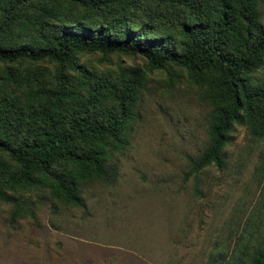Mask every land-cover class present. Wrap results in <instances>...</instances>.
<instances>
[{"label": "trees", "instance_id": "obj_1", "mask_svg": "<svg viewBox=\"0 0 264 264\" xmlns=\"http://www.w3.org/2000/svg\"><path fill=\"white\" fill-rule=\"evenodd\" d=\"M262 0H0V200L34 216L33 191L52 207L84 205L93 182L117 174L116 153L139 118L148 76L136 66L93 71L79 55H140L148 69L177 68L210 108L208 145L193 160L226 165L236 125L264 137ZM151 5V6H150ZM49 59L54 82L20 63ZM175 68V69H174ZM264 264V238L249 252Z\"/></svg>", "mask_w": 264, "mask_h": 264}, {"label": "rangeland", "instance_id": "obj_2", "mask_svg": "<svg viewBox=\"0 0 264 264\" xmlns=\"http://www.w3.org/2000/svg\"><path fill=\"white\" fill-rule=\"evenodd\" d=\"M78 59L100 73L120 65L147 73L139 118L113 160L118 175L88 185L83 206L54 209L41 191L28 193L33 217L14 218L0 200V264H249L264 238V137L236 125L226 165L204 167L196 180L191 168L208 145L211 108L184 70L171 84L168 71H150L140 55ZM20 66L54 82V61Z\"/></svg>", "mask_w": 264, "mask_h": 264}]
</instances>
